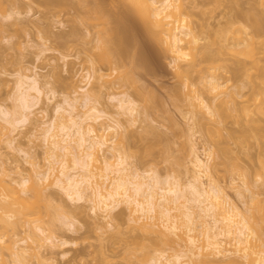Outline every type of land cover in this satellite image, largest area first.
Wrapping results in <instances>:
<instances>
[{"label":"rangeland","instance_id":"obj_1","mask_svg":"<svg viewBox=\"0 0 264 264\" xmlns=\"http://www.w3.org/2000/svg\"><path fill=\"white\" fill-rule=\"evenodd\" d=\"M11 1L0 0V20L5 23L0 27V129L8 132V128H12L6 120L5 111L20 109L24 93L28 92L26 90H29V102L33 105L27 108V111L32 112L30 119L17 123L20 130L17 134L18 146L11 148L6 145V136L0 138V155L5 166L13 169L18 165L24 174H28L32 167L31 159L42 164L47 163L46 129L52 125L59 113L68 115L79 110L82 116L85 114L89 106L87 99L76 101L71 97L76 95V89L81 91L80 87L85 85L87 79L83 75L87 72L94 74V68L99 67V72L106 74L104 78L107 82L100 90L98 106L103 112L98 121L116 125V120L119 119L120 125L116 126L118 134L125 136L120 135L122 141L119 147L130 153L127 160L132 169L149 182L153 179L151 174L158 176L161 181L177 174L184 182L187 195L194 198L188 182L194 173L196 156L207 160L209 174L254 224L256 248L264 250V113H259L255 107L260 97L257 85L259 70L252 66L253 58H245L240 53L237 55V58L246 60L249 70H239L233 81L228 82L229 86L233 84L230 90L236 91L235 102L229 105L228 116H210L205 108L195 106L197 99L190 96L194 93L191 88L199 90L204 87V94L208 92L203 84H198V73L192 72L186 84L184 83L185 78L178 71L186 67L187 62L175 61L166 44L151 36L152 27L131 0H102L103 7L100 12L93 9L87 11L88 6L81 0H37L38 2L32 3L33 9L30 12L16 15L18 18L3 19L2 14L12 6ZM181 1L187 20L197 32L207 37L200 43L211 48L220 46L223 40L219 31L227 27L230 18L235 17L236 25L240 23V26L243 25L241 27H245L251 22L250 11L264 12V0ZM113 26L117 32L131 37L127 41L131 45L126 43L128 46L141 51L138 56L141 65L134 69L135 86L128 81L124 82V77H117L119 74L122 76L120 71L123 73L129 67L127 63L124 68L119 66L112 54H109V58L101 57L107 51L104 44L107 30ZM255 38L257 53L254 56L263 65L264 45L260 41L264 39V35H254ZM244 44L241 43L237 49L243 48ZM222 50L226 51L224 48ZM220 55L222 59L215 62L220 66L213 71L224 81L229 73L221 64L229 62L226 59L229 54L226 52ZM205 64L203 66H207ZM114 67L117 69L114 70ZM25 73L28 74L27 77ZM35 73L38 78L40 76V84L37 83L39 86L43 81L41 87L34 84L32 75ZM20 78L26 79V82L18 87ZM46 80L50 82L45 83ZM91 81L95 86L101 83L96 78ZM191 81L196 84L192 85ZM136 84L143 89L148 88L144 89V95L138 93ZM149 90L156 96L155 101L149 96ZM134 92L139 94L137 100L140 106H148L147 121L139 120L136 124L128 120V114L120 113V99L128 94L134 95ZM222 97L216 99V102L219 103ZM197 115L200 116V121V118L196 120ZM147 122L155 127L159 136L156 131L153 133L146 126ZM37 124L39 126L36 127ZM105 154L109 160L112 157L115 165L122 166L118 155L111 156L109 151ZM81 168L78 165V169ZM202 177L207 181V175ZM47 193H52V196L55 194V206L54 209L49 207V213L42 207L45 223L55 230L58 238L69 241L67 244L44 249V257H49L48 261L51 260L52 264H155V257L160 254V250L164 254L160 261H166L176 252L175 247H183H172L159 239L157 234L132 227L130 209L125 202L114 209L116 214L106 224L110 225L105 230L106 227L102 226L107 219L102 218L100 211L97 214L95 203L89 195L74 201L57 185L49 188ZM29 195L30 201L34 203L36 193L30 189ZM192 201L194 209L201 211L204 204L196 199ZM56 205L63 206L59 208ZM67 211L75 212L74 225L71 228L62 221ZM206 220L212 223L210 216H206ZM117 226L122 233L116 232ZM10 227H6L0 234V264L5 261L13 264L15 239L28 238L26 243L35 245L29 239L28 224L18 222L15 228ZM134 237L141 239V242L143 240L142 244L145 243L147 248L139 249L142 245L138 246ZM133 240L138 250L128 254L127 250L133 249V245H129ZM152 241L154 243L148 245ZM145 252L147 254L143 257ZM100 253H104L106 258ZM239 260L243 259H237L232 264H241Z\"/></svg>","mask_w":264,"mask_h":264},{"label":"bare ground","instance_id":"obj_2","mask_svg":"<svg viewBox=\"0 0 264 264\" xmlns=\"http://www.w3.org/2000/svg\"><path fill=\"white\" fill-rule=\"evenodd\" d=\"M35 1L37 0H30V2L12 0L10 3L12 6L2 14V18H18L16 15L30 12L33 9L32 3ZM81 1L88 6L87 11L93 9L100 12L103 7L102 0ZM131 1L148 20L152 27L153 35L151 36L166 44L167 50L173 53L172 56L174 55L175 61L187 62V66L178 71V74L185 78L184 83L186 84L192 72L198 73V84H203L208 92L206 95L204 94V87H201L202 90L191 88L195 94H190V96L197 99L194 103L195 106L205 108L210 116H228L229 105L233 104L236 99V91L230 90V86L233 84L229 86L228 82L233 81L239 70H249L246 60L237 58L240 53L245 58H253L252 66L259 70L257 85L259 86L260 97L257 99L255 107L259 113H264V64L261 65L260 60H257L259 58L254 56L257 53V38L255 40L254 35H264V12L250 11L251 22L245 27H241L243 25L240 26V23L236 25L235 17L230 18L227 27L219 31V36L224 42L222 41L218 48H211L207 44L200 43L203 38L207 37L197 32L191 22L187 20L181 0ZM233 15L236 16L237 12L236 15ZM21 21L24 22L23 19ZM4 24L3 20H0V27ZM43 31L45 32V30ZM119 32L114 26L107 30L104 41L107 51L101 57L109 58V54H112L120 67L124 66L125 68V65L128 64L129 67H126L123 73L120 71L122 76L119 74L117 77H124V82L128 81L134 85L136 82L134 69L141 65L138 61L141 51L138 52L136 47L128 46L130 43L128 44L127 41L131 37L126 33ZM242 33L245 37H242ZM241 43H245V46L237 49ZM260 43L264 45V39H261ZM222 48L226 51H223ZM226 52L229 54L226 58L229 62L221 64V67H225L229 74L226 75L224 81H221L213 69L220 66L215 62L221 60L220 54ZM204 63L207 66H203ZM98 68H94V74L87 72L83 75L87 79L85 85L88 86H81V91L76 89V95L71 97L76 101L87 99L89 106L87 111L85 110V114L83 113L85 117L79 113V110L70 112L68 115L63 112L57 113V118L55 116V120L52 119L54 122L51 120L52 128L50 125L47 129L45 128L46 164L31 159L30 172L24 174L18 165L14 166L13 169L5 166L0 155V234L7 229L6 227L15 228L18 222L20 224L26 223L30 233L29 239L35 242L33 246L26 243L29 241L28 238L15 239L13 245L16 246V250L13 251L15 255L13 264H29L33 258L37 259L38 264H52L51 260L48 261L49 257H44V249L69 242L58 238L55 230L48 226L43 218L44 210L42 207L45 211H50V208L55 206L53 204L55 194L52 196V193H47L53 185L63 189L65 194L74 201L84 198L86 194L89 195L95 203L94 209L96 212L98 211L97 214L100 211L102 218L107 219L102 227L110 225L106 224L114 218L113 216L116 214L114 209L120 203L125 202L130 209L132 227L145 230L148 233H155L159 239L171 244L172 247L183 246L182 248L175 247L176 252L166 261H160L161 257L164 256L163 251L160 250V254L155 257V264H232L240 258L243 259L239 260L241 264H264V250L256 248L254 224L238 209L225 190L211 177L207 160L196 156L194 173L188 182L194 193V198L187 195L183 187L184 182L177 174L170 175L165 181H161L158 176L151 174L153 179L152 182H149L138 171L132 169L127 160L130 153L121 150L119 147L122 137H125L123 134H120L122 137L118 134L116 126L120 125L119 119L116 120V125L98 121L102 115L101 112H103L98 106L101 98L100 90L107 82V79L104 78L106 74L100 73ZM115 69L117 68L114 67ZM25 76L27 77L28 74L25 73ZM32 76H34V78L32 77L34 84H40L38 83L40 76L38 78L36 73ZM92 78H96L101 83L95 86L91 81ZM25 82L26 79L20 78L17 82L18 87ZM49 82V80L45 81V83ZM42 83L41 85H43ZM191 83L192 85L196 84L194 81ZM41 85L38 86L41 87ZM33 87L40 91L38 87ZM135 88H138L139 94H142L144 89L148 90V88L143 89L140 85ZM26 91L20 109L14 107L13 110L5 111L6 120L12 128H8V132L0 129V138L3 139V136H6V140L4 139L7 142L6 145H10L11 148L18 146L17 134L20 130L17 123L31 117L32 112L27 111V108L33 104L31 103V105L29 102V90ZM135 92L134 95L128 94L127 97L120 99L122 111H119L128 114V120L134 124L139 120L147 121L148 118V106H140L137 100L139 94H135ZM150 93H148L149 96L151 95L152 100L155 101L156 96ZM221 96L223 97L219 103L216 102V99ZM197 116L196 120L200 118L199 115ZM38 124L40 125V123ZM38 124L36 127L39 126ZM146 126L152 132L156 131L150 122H147ZM262 134L264 135V132ZM128 135L130 137V134ZM106 151L107 153L109 151L111 156L118 155V160H120L118 162L122 166L115 165L111 160L112 157L109 160L105 154ZM78 165H81V170L78 169ZM73 169L78 170L73 172ZM13 173L16 176H13ZM203 175H207V181L203 180ZM30 189L36 193L34 203L29 199ZM192 199L204 204L201 206V211L194 209V205L191 203L193 202ZM56 206L62 208L63 205ZM48 211L47 213H49ZM74 214L75 212L67 211L62 220L70 228L74 225ZM206 216L211 217L212 223H208ZM118 227H116V232L122 233ZM135 241H137L138 246L142 245V247L139 246V249L145 250L144 248H147L145 243L142 244L143 240L141 242V239L135 238ZM133 243H135L134 240L129 243L131 247L133 245V249L127 250L128 254L131 252L133 254L136 249L138 250L136 243ZM149 243L153 244L154 242H148V245ZM128 247L126 248L128 249ZM146 254L147 252L143 253L142 256L145 257ZM103 257L105 256L103 255ZM33 260L31 264L34 262L36 264L37 262ZM103 260L105 259L103 258ZM4 264H7V261Z\"/></svg>","mask_w":264,"mask_h":264}]
</instances>
